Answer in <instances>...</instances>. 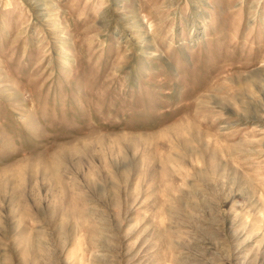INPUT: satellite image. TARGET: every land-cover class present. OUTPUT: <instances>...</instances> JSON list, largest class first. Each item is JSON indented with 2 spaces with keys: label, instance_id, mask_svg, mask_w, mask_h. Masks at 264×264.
Segmentation results:
<instances>
[{
  "label": "rangeland",
  "instance_id": "374dc122",
  "mask_svg": "<svg viewBox=\"0 0 264 264\" xmlns=\"http://www.w3.org/2000/svg\"><path fill=\"white\" fill-rule=\"evenodd\" d=\"M0 264H264V0H0Z\"/></svg>",
  "mask_w": 264,
  "mask_h": 264
}]
</instances>
